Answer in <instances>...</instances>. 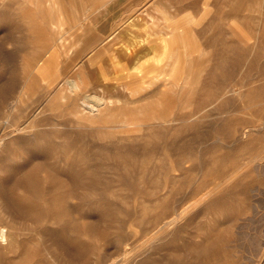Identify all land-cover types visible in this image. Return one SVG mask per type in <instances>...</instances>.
Instances as JSON below:
<instances>
[{"label":"rangeland","instance_id":"obj_1","mask_svg":"<svg viewBox=\"0 0 264 264\" xmlns=\"http://www.w3.org/2000/svg\"><path fill=\"white\" fill-rule=\"evenodd\" d=\"M58 1L62 16L55 0H0V264H264V0L146 20L142 53L162 59L140 72L127 23L157 0L112 3L81 32ZM244 5L259 18L232 24ZM189 30L205 55L180 42ZM94 92L114 105L90 113Z\"/></svg>","mask_w":264,"mask_h":264},{"label":"crops","instance_id":"obj_2","mask_svg":"<svg viewBox=\"0 0 264 264\" xmlns=\"http://www.w3.org/2000/svg\"><path fill=\"white\" fill-rule=\"evenodd\" d=\"M68 5L65 6L67 13L70 17H76L78 19H87L86 23L83 24H76L74 29H78L81 31H87L88 26H90L93 22L97 23L99 20L100 15L109 13V9L112 7V3H114V7L128 9L131 7L137 0H125L124 2H119V0H66ZM199 3L208 0H198ZM244 1V0H242ZM191 1H183V0H157V2L150 5L151 11H148L146 14H140L135 17L134 20L128 21L127 28L130 29V34L133 37V41L131 43V47L127 48L129 51L134 52L131 54L132 58H135L138 53L142 51H146L150 48L151 45H142L143 43V34L144 30L147 29L148 23L145 20L154 19H164V18H175V19H182V18H197L196 11L193 10L192 6L189 5ZM159 5V6H158ZM68 6V7H67ZM93 7V8H92ZM162 9H161V8ZM164 7V9H163ZM239 7V6H238ZM237 7V8H238ZM91 10L93 12H91ZM165 10V11H164ZM203 11V9H202ZM88 12V13H87ZM169 12L174 13V15H168ZM88 15V16H87ZM143 15V16H142ZM168 15V16H166ZM148 17V19H146ZM129 17L120 16L116 21L117 25L122 24L124 20H128ZM75 23V22H74ZM106 23H102V29ZM70 31V30H69ZM101 31V29H100ZM115 31H111L106 37H103V33H94L92 34L86 41V43L81 48H75L76 50L85 51L88 48L92 47L93 50H96L99 45H101L104 41L109 39V37L114 34ZM79 33V32H78ZM135 33V34H134ZM99 35V36H98ZM115 36V37H114ZM112 38L118 41V34H115ZM75 39V38H74ZM74 39H69L70 44L72 46L75 44ZM104 39V40H103ZM149 42H158V39H148ZM101 41V42H100ZM99 42V43H98ZM116 45L117 43L114 42ZM134 46V47H133ZM126 49V50H127ZM92 50V51H93Z\"/></svg>","mask_w":264,"mask_h":264},{"label":"bare ground","instance_id":"obj_3","mask_svg":"<svg viewBox=\"0 0 264 264\" xmlns=\"http://www.w3.org/2000/svg\"><path fill=\"white\" fill-rule=\"evenodd\" d=\"M52 1H54V0H52ZM48 3V2H47ZM55 4H56V6H57V9L59 10V12H60V15L62 16V7H61V2H59L58 0H55ZM47 6V5H46ZM51 6V5H50ZM53 6H54V4H53ZM55 6V7H56ZM159 6V5H158ZM252 7H255V9L257 8V6H255V5H251ZM251 6H245L244 5V8L246 9H250L251 11L248 13V14H245L244 16H243V18L241 17V16H239V15H237L236 17H235V19H233V22H232V24H235V25H238V26H240V25H242V26H244V25H248V23L250 22V20L255 16V17H257V18H259L258 16V14H257V12H256V10L255 9H252V7ZM68 7V6H67ZM93 8V7H92ZM161 8V7H160ZM243 8V9H244ZM64 9V8H63ZM162 9V8H161ZM163 9H164V7H163ZM57 10V11H58ZM53 11V10H52ZM165 11V10H164ZM54 12V11H53ZM91 12H93L92 10H91ZM88 13V12H87ZM51 16V15H50ZM88 16V15H87ZM166 16H168V15H166ZM60 17V16H59ZM53 20V19H52ZM60 20V19H59ZM85 20V19H84ZM146 21V20H145ZM170 23V22H169ZM181 23V26H182V24H183V22H180ZM190 23H191V21H190ZM60 24H61V20H60ZM255 24H256V21H255ZM114 25V24H113ZM166 25V24H165ZM168 25H170V24H168ZM178 25H179V23H178ZM257 25H259V23L257 24ZM171 26H173V25H171ZM175 26V25H174ZM180 26V27H181ZM55 27V26H54ZM59 27V26H58ZM183 27H186V26H183ZM176 28V27H175ZM178 28V27H177ZM55 29H57V28H55ZM185 30V29H184ZM233 30V29H232ZM231 30V31H232ZM258 30V29H257ZM167 31V30H166ZM169 31H170V28H169ZM176 31H177V29H176ZM179 31V30H178ZM147 32V31H146ZM235 32V31H234ZM233 32V33H234ZM167 33V32H166ZM171 33H172V31H171ZM174 33V32H173ZM181 33V37H180V39H181V41L179 40V38H178V41H180L181 43H182V45L184 46V47H186L187 49L188 48H190V46H192V45H194V47H195V50H196V52H197V54L198 55H205L206 54V50H202L200 47H199V38H198V36L196 35V32L194 31V30H189V31H181L180 32ZM180 33H179V35H180ZM241 33V32H240ZM254 33H256V31H254V32H252V31H244V32H242V34H243V37H244V39H246V40H250L251 38H252V36H251V34H254ZM135 34V33H134ZM149 34H151V33H149ZM175 34V33H174ZM110 35V34H109ZM178 35V36H179ZM99 36V35H98ZM176 36V35H175ZM167 37V36H166ZM171 37V36H170ZM169 37V38H170ZM59 39H64V37L61 35L60 37H59ZM174 39V38H173ZM104 40V39H103ZM175 40V39H174ZM66 43L68 42H70V40H68L67 41V39H65L64 40ZM252 41V40H251ZM101 42V41H100ZM168 42V41H167ZM176 42H177V40H176ZM179 42V43H180ZM181 43L179 44V45H181ZM169 44V43H168ZM65 44H63L60 48L62 49V51H64L65 52V54H66V60H67V62L69 61L70 62V64L67 66V68H70L71 67V65H72V61H71V59H70V56H72V52H70V47H74V46H71L70 45V47H65L64 46ZM130 47V46H129ZM128 47V48H129ZM182 47V46H181ZM174 48V47H173ZM172 48V49H173ZM165 49H168V47L167 48H165ZM176 49V48H175ZM91 50H93V49H91ZM170 51V50H169ZM173 51V50H172ZM177 51V50H176ZM112 52V51H111ZM192 52V51H191ZM56 52H54L53 54H52V58H53V60H55V57H56V54H55ZM113 53V52H112ZM169 53V52H168ZM174 53V52H173ZM89 54V53H88ZM175 54V53H174ZM181 54V53H180ZM183 54V53H182ZM170 55V57H171V54H169ZM168 55V56H169ZM116 55L114 54V57H115ZM82 57V56H81ZM91 57V56H90ZM167 57V56H166ZM174 57V56H173ZM172 57V58H173ZM182 57H183V55H182ZM181 57V58H182ZM116 58V57H115ZM135 60H137L138 62L133 66V70L134 71H136V72H140L143 68H144V66L145 65H147V62H148V64H150V62L151 61H157V62H159L161 59H162V55H157V54H150V55H147V54H145V53H142V52H140V53H138V55H136V57L134 58ZM183 59H184V57H183ZM190 55L189 54H187V59H186V64H185V66H187V68L185 69V71H184V73H183V77H182V81H184L186 78H187V76L190 74V66H191V62H190ZM52 60V59H51ZM183 61V60H182ZM171 62V61H170ZM184 62V61H183ZM183 62H182V64H183ZM122 63V62H121ZM77 64V63H76ZM115 64V63H114ZM173 64V63H172ZM207 64V63H206ZM119 65V64H118ZM155 65V64H154ZM174 65V64H173ZM181 65V64H180ZM179 65V66H180ZM43 66H45V63H44V65ZM123 66H124V64H123ZM126 66V65H125ZM128 67V66H127ZM171 67V66H170ZM39 68V67H38ZM162 68V67H161ZM160 68V69H161ZM180 68V67H179ZM182 68V67H181ZM66 69V68H65ZM155 69V68H154ZM167 69V68H166ZM192 69V68H191ZM37 70V69H36ZM47 70V69H46ZM45 70V71H46ZM60 70H61V67H60V65L59 66H56V67H53L52 69H51V71H50V73H49V76H56V75H58L59 74V72H60ZM130 70V69H129ZM175 71V70H174ZM36 72V71H35ZM43 72V71H42ZM150 72V71H149ZM163 72V71H162ZM169 72V71H168ZM148 73V72H147ZM181 73V72H180ZM32 74V73H31ZM126 74V73H125ZM141 75V74H140ZM155 75V74H154ZM160 75V74H159ZM198 75V74H197ZM150 76V75H149ZM145 78V77H144ZM126 79V78H125ZM43 80V79H42ZM188 80H189V78H188ZM196 80V79H195ZM198 80V79H197ZM150 83H149V85H153V84H155V83H157L155 80H150L149 81ZM185 82H186V80H185ZM68 83L71 85V87H72V89L73 90H78L79 89V87H80V84L78 83V81L76 80V79H69L68 80ZM181 83H183V82H181ZM194 83H196V82H194ZM147 87V85H145L143 88H146ZM131 89V88H130ZM117 100H119L118 98H117ZM115 101V97L114 96H112V95H108V94H106V92H94L93 94H87L85 97H84V99L82 100V104L84 105V106H82V107H85V109L87 108L88 110H89V112L90 113H92V114H97V113H100V112H104V110L105 109H109V108H111L113 105H114V102ZM102 112V113H103ZM164 118V117H163ZM163 118H161V120H160V117L158 118V120L161 122L162 120L164 121V119ZM166 118V117H165ZM165 121H166V119H165ZM170 121V120H169ZM119 122H122V123H127L128 121L127 120H125V119H123V120H119ZM128 124H131V123H128ZM125 125H127V124H125ZM132 125V124H131ZM118 127V126H117Z\"/></svg>","mask_w":264,"mask_h":264}]
</instances>
